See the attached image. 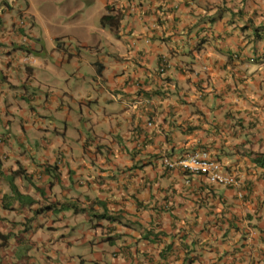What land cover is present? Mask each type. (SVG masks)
I'll return each instance as SVG.
<instances>
[{"label": "crops", "instance_id": "0c3cea01", "mask_svg": "<svg viewBox=\"0 0 264 264\" xmlns=\"http://www.w3.org/2000/svg\"><path fill=\"white\" fill-rule=\"evenodd\" d=\"M5 5L0 264H264V0ZM196 150L243 198L162 165Z\"/></svg>", "mask_w": 264, "mask_h": 264}, {"label": "clouds", "instance_id": "9594fccd", "mask_svg": "<svg viewBox=\"0 0 264 264\" xmlns=\"http://www.w3.org/2000/svg\"><path fill=\"white\" fill-rule=\"evenodd\" d=\"M15 5L17 6V8L19 9L18 5H17V0H6V5L5 8H13L15 7ZM107 14L108 16H114V15H118L121 17L122 19V14H120L119 12H113V8L108 6L107 7ZM19 14L17 15L15 21H14V26L13 29L19 31V30H23L27 37L29 35H31L33 26L31 24V15L28 13L27 10H18ZM113 13V14H111ZM103 15V16H105ZM102 16V17H103ZM101 17V18H102ZM120 19V21H121ZM101 22V19H100ZM120 24V22H119ZM101 25V24H100ZM119 26V25H118ZM102 27V26H101ZM107 29H109L111 32H113L114 34L116 33V30H111L108 26H104ZM103 27V28H104ZM118 28V27H117ZM79 48V45L75 43V49ZM31 51L32 49L28 47L27 42H25V45H23V49L21 50L22 56L24 58L25 61H30L32 60L33 56L31 55ZM252 63L254 62V59L250 60ZM166 67L165 64H163V68ZM162 71V68H161ZM133 105H130L128 107H134L139 105V102H137L136 100L132 102ZM252 114L249 116V120L251 122V124L255 127L258 124L255 122V120L259 119V114L262 111V109H260L259 107H253L251 109ZM255 155V159H258L261 155H264L262 153H254ZM197 156L198 159H200L199 161L202 162H207V163H211L212 165V173L217 174L218 176H220L221 178H225L226 180H230V182L227 181H219L218 179L216 180H211L210 176H209V172L208 173H202V172H195L194 171V164L191 163V158ZM254 159V162H255ZM162 165L165 169L168 170H173L175 168H179L181 169L186 175H194V176H202L204 177L209 183L214 184V185H218V186H224V187H228V188H233L234 190H236L237 194H239L240 198H243V191L245 188H243V184L240 181V179L236 176L235 173L233 172H229L226 169V166L224 167L221 163L220 160H218L217 158H213L211 157L208 152L206 151H192L190 153L184 154L182 157H180L179 159L176 160H171L168 158H164L162 161ZM255 165L257 166V168H259L260 170L264 171V166L261 165H257L255 162Z\"/></svg>", "mask_w": 264, "mask_h": 264}, {"label": "built area", "instance_id": "2783aa9c", "mask_svg": "<svg viewBox=\"0 0 264 264\" xmlns=\"http://www.w3.org/2000/svg\"><path fill=\"white\" fill-rule=\"evenodd\" d=\"M200 159L197 158V156H194L191 158V163L194 164V171L195 172H202V173H208L209 172V176L211 178V180H216L218 179L219 181H227L230 182V180H226L225 178H221L220 176H218L215 173H212V165L211 163H207V162H202L199 161Z\"/></svg>", "mask_w": 264, "mask_h": 264}, {"label": "trees", "instance_id": "16d2710c", "mask_svg": "<svg viewBox=\"0 0 264 264\" xmlns=\"http://www.w3.org/2000/svg\"><path fill=\"white\" fill-rule=\"evenodd\" d=\"M121 17L118 15H114V16H108L105 15L101 18V26H108L111 30H116L119 22H120ZM255 162L257 165H261L264 166V155H261L258 159H255Z\"/></svg>", "mask_w": 264, "mask_h": 264}]
</instances>
